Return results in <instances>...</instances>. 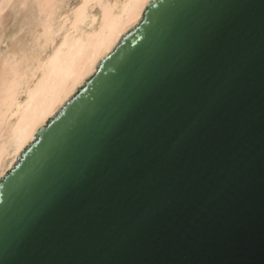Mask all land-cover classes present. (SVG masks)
Here are the masks:
<instances>
[{"label": "water", "instance_id": "1", "mask_svg": "<svg viewBox=\"0 0 264 264\" xmlns=\"http://www.w3.org/2000/svg\"><path fill=\"white\" fill-rule=\"evenodd\" d=\"M0 264H264V0H148L1 176Z\"/></svg>", "mask_w": 264, "mask_h": 264}, {"label": "bare ground", "instance_id": "2", "mask_svg": "<svg viewBox=\"0 0 264 264\" xmlns=\"http://www.w3.org/2000/svg\"><path fill=\"white\" fill-rule=\"evenodd\" d=\"M8 1L0 0V12ZM147 1L79 0L54 17L56 0H37L43 17L39 19L42 23L44 19L37 34V40L42 39L41 46L37 44L41 52L28 66L17 53H4L0 59V178L38 126L46 123L138 21Z\"/></svg>", "mask_w": 264, "mask_h": 264}, {"label": "rangeland", "instance_id": "3", "mask_svg": "<svg viewBox=\"0 0 264 264\" xmlns=\"http://www.w3.org/2000/svg\"><path fill=\"white\" fill-rule=\"evenodd\" d=\"M78 1L79 0H56L55 9L57 10L54 11V17L59 16L64 11H68L75 6ZM108 1L112 2L113 0ZM117 1L120 4L123 0ZM37 4V0H9L6 2L5 8L0 12L1 60L6 53H17L23 56V65L28 66L36 55L41 52V47L38 48L37 44L41 46L42 39L39 38V40H37V34H39L42 29L44 19H42V23L40 19L43 17L40 16L42 14H40ZM93 11L97 12L98 7H95ZM37 31L39 32L36 33ZM34 39L36 40L34 41ZM47 51L48 50H45V53ZM23 54H25V56Z\"/></svg>", "mask_w": 264, "mask_h": 264}]
</instances>
